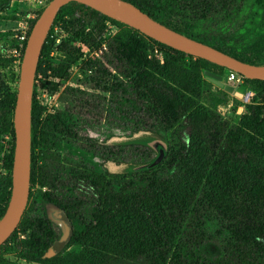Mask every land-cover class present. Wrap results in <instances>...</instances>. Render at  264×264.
Returning a JSON list of instances; mask_svg holds the SVG:
<instances>
[{
	"label": "trees",
	"instance_id": "1",
	"mask_svg": "<svg viewBox=\"0 0 264 264\" xmlns=\"http://www.w3.org/2000/svg\"><path fill=\"white\" fill-rule=\"evenodd\" d=\"M127 1L167 25L161 17L170 5L169 0ZM79 4L72 1L62 6L55 18L39 59L32 103L29 201L38 179L41 186L47 185L49 189L40 190L34 200L42 199L45 205L50 204L74 217L75 209L89 203L77 197L62 200L55 194L51 178L39 164L40 160L51 165L50 175L52 173L54 180L57 175L61 176L62 170L69 169V182L86 181L95 193L89 203L93 204L91 214L80 217L82 220H78L80 224L69 240V244H80L81 251L60 256L57 263L110 264L129 260L145 264H264V80L245 78L247 86L258 92L259 100L248 107L238 124H231L217 111L199 102L197 80L182 81L173 75L178 57L194 56L119 22L122 30L109 42L102 61L107 67L119 61L124 63L119 72L123 71L122 76L144 103V115L148 119L144 127L162 128L167 134V154L154 167L122 173L90 170L72 159L67 160V166L58 167L60 155L56 153V145L62 137L77 139L76 110L87 108L90 95L77 89L68 90L64 110L54 114L44 113L37 95L43 90L57 92L70 65L87 49L80 48L79 55L55 67L47 60L54 25L69 14L73 5ZM183 34L238 59L264 64L241 57L221 44ZM157 47L167 52L164 64L154 55ZM194 73L199 76L198 72ZM1 103L14 116L16 93L9 94ZM100 105L95 103L94 108ZM11 130L13 146L3 159L8 173L0 181V218L12 190L15 151L12 122ZM126 146L135 147L132 150L140 156L146 148L152 151L143 141L126 142L120 147ZM39 148L45 150V156L39 154ZM117 148V145L106 148L110 157L105 160L123 162L117 160V155L126 151ZM151 160H140L137 164ZM27 212L28 209L9 239L15 240L25 259L46 263L56 243L49 214L46 212L44 217L29 220ZM30 225L36 230L20 238ZM210 241L220 245V253L215 257L202 252ZM0 264L8 262L2 259Z\"/></svg>",
	"mask_w": 264,
	"mask_h": 264
},
{
	"label": "rangeland",
	"instance_id": "2",
	"mask_svg": "<svg viewBox=\"0 0 264 264\" xmlns=\"http://www.w3.org/2000/svg\"><path fill=\"white\" fill-rule=\"evenodd\" d=\"M51 1L0 0V102H3L11 93L17 94L26 41L35 21ZM80 4L73 5L69 14L54 25L47 60L55 67L60 62L79 55L80 48L87 49L70 65L62 86L57 92L43 90L37 95L38 101L45 108V114L64 110L65 95L70 89H77L90 95L87 108L76 110L74 131L77 139H68V141L67 138L62 137L56 145V153L60 155L58 167L67 166V160L72 159L84 164L90 170L106 169L104 164L108 160H105V157H110L106 148L117 145L121 150L126 151L124 154L117 155V160L123 162L110 161L125 164L122 172L142 170L140 167L145 164H137L140 160H154L161 150L166 152V156L167 134L162 128L146 129L144 127L148 120L144 115V103L134 94L127 79L122 76L123 71L119 72L120 66L124 63L119 61V64L107 67L102 61L109 50V42L122 30L120 21ZM169 4L161 19L170 27L221 44L229 51L255 63H264V0H169ZM24 32L28 36L26 40H21ZM93 38L95 41H92ZM155 49L158 51L154 50V55L161 64H164L166 50L158 47ZM198 58L178 57L172 71L173 75L182 81L197 80L196 88L200 92L197 94L200 98L199 102L217 111L231 124H238L242 116L247 113L248 107L255 100H259L258 92L254 91L255 98L252 103H244L242 95L248 87V82L230 92L209 80L204 73V70H210L222 75L225 84H232L228 80L229 70L208 60L206 61L210 63H202ZM194 72H198L199 76ZM95 103H100V107L94 108ZM11 122L13 123V115L1 103L0 181L8 173L3 159L10 153L13 146ZM133 141L145 142L152 151L146 148V152L140 156L132 150L135 147H120L126 145V142ZM38 152L45 156L44 149L39 148ZM39 164L43 165L47 176L51 178L52 191L62 200L77 197L90 203L95 198L93 187L86 181L75 184L69 182V169L62 170L60 177L56 174L57 179L54 180L52 173L50 175L51 165L42 160ZM47 189H49L47 185L41 186L36 179L33 184L34 196L28 201L26 216L29 220L41 218L47 212L53 239L57 242L63 235V228L59 222L51 218L50 212L58 208L50 204L45 205L42 199L34 200L40 190ZM89 203L75 209L73 211L76 214L75 217L69 216L73 232L77 224H80L78 220H82L80 217L85 218L91 214L93 204ZM35 230L36 228L30 225L20 238H26ZM79 251H81L80 244L68 242L60 249L53 248L48 262L37 263L25 259L15 240L8 239L0 246V260L4 259L8 264H58L60 256ZM202 252L215 257L220 253V245L210 241ZM110 264L145 263L117 260Z\"/></svg>",
	"mask_w": 264,
	"mask_h": 264
},
{
	"label": "water",
	"instance_id": "3",
	"mask_svg": "<svg viewBox=\"0 0 264 264\" xmlns=\"http://www.w3.org/2000/svg\"><path fill=\"white\" fill-rule=\"evenodd\" d=\"M79 2L113 19H116L142 34L171 48L199 57L249 79L264 80V64H252L225 53L209 44L191 38L157 20L127 0H52L35 21L24 50L20 82L16 94L13 125L15 130V151L12 169V190L6 210L0 218V246L17 229L27 208L31 184L32 153V103L36 72L48 33L62 6ZM209 80L233 92L235 87L225 84L220 74L206 70ZM163 150L151 162L140 167L148 169L159 164L165 157ZM51 218L59 222L63 235L55 243V249L65 246L73 233L69 215L59 209L50 212Z\"/></svg>",
	"mask_w": 264,
	"mask_h": 264
},
{
	"label": "built area",
	"instance_id": "4",
	"mask_svg": "<svg viewBox=\"0 0 264 264\" xmlns=\"http://www.w3.org/2000/svg\"><path fill=\"white\" fill-rule=\"evenodd\" d=\"M28 35H26V32H24L21 35V40H26ZM53 37L52 32L50 34V38ZM156 52L158 51L157 49L155 50ZM161 54V53H160ZM161 57V56H160ZM245 78L244 76L231 71L228 74V80L232 83L231 85H233L235 87V89H239L242 86H244L245 84ZM255 96V92L253 89H251L250 87L245 88V90L243 91V95H242V100L244 103H252V100Z\"/></svg>",
	"mask_w": 264,
	"mask_h": 264
},
{
	"label": "crops",
	"instance_id": "5",
	"mask_svg": "<svg viewBox=\"0 0 264 264\" xmlns=\"http://www.w3.org/2000/svg\"><path fill=\"white\" fill-rule=\"evenodd\" d=\"M104 165H105V168L110 173H121L122 170L125 169V166H124L125 164H117V163L110 161V160L106 161Z\"/></svg>",
	"mask_w": 264,
	"mask_h": 264
}]
</instances>
